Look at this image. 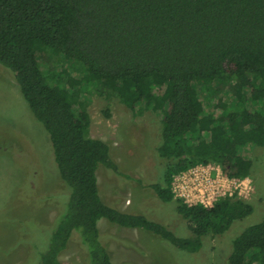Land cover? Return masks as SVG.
I'll use <instances>...</instances> for the list:
<instances>
[{
	"label": "trees",
	"instance_id": "trees-1",
	"mask_svg": "<svg viewBox=\"0 0 264 264\" xmlns=\"http://www.w3.org/2000/svg\"><path fill=\"white\" fill-rule=\"evenodd\" d=\"M38 53L73 60L86 80L100 81L132 110L145 102L163 113L158 150L166 163L162 179L148 186L162 201L178 202L191 236H178L142 212L103 199L100 165L121 178L133 177L115 161L110 143L89 135L90 115L74 109L78 90L62 86L60 77L54 83ZM0 64L12 72L49 133L60 174L47 193L21 184V207L33 201L56 206L59 213L48 225L47 247L35 244L22 264L34 254L38 264H63L59 255L74 236L86 264H115L108 242L119 238L103 232L100 219L196 252L205 236L222 235L252 214L253 205L237 194L211 205L189 204L176 197L172 183L176 174L199 164H217L230 178L249 176L253 161L239 148L249 143L264 148V0H0ZM215 81L220 87L211 92L228 87L236 104L220 99L206 114L195 83ZM68 82L80 80L69 76ZM29 187L32 192L25 191ZM228 264H264V218L234 239Z\"/></svg>",
	"mask_w": 264,
	"mask_h": 264
},
{
	"label": "rangeland",
	"instance_id": "rangeland-1",
	"mask_svg": "<svg viewBox=\"0 0 264 264\" xmlns=\"http://www.w3.org/2000/svg\"><path fill=\"white\" fill-rule=\"evenodd\" d=\"M38 56L43 70L53 77L54 83L60 77L58 83L62 86L70 91L78 90L79 102L74 109H84L90 115L89 135L110 143L115 161L133 177L121 178L120 174L100 165L97 176L103 199L123 210L142 212L178 236H191L187 220L177 210L178 202L162 201L148 186L162 179L166 163L158 150L162 143L163 113L152 110L145 102H138L137 109L132 110L117 95L103 89L100 81L86 80L84 69L71 59L52 53H38ZM69 76L80 82L70 85ZM195 86L200 90L206 114L214 111L220 99L229 106L236 104L235 95L228 87L218 94L211 92L210 87L218 91V81L208 85L207 82H196ZM204 135L209 137L208 132ZM193 141L190 139L189 143ZM239 153L253 161L249 176L232 179L217 164L203 165L205 171L201 172L211 177V187L204 194L198 192L197 185L193 184L195 179H191L189 172L186 175L190 179L186 191L189 195H182L178 188L176 196L189 203L204 200L205 204H211L227 194H237L253 205L252 214L235 221L222 235L205 236L201 249L196 252L179 249L146 230L120 227L100 219V229L119 238L108 242L113 262L228 264L234 239L246 227L264 218V148L249 143L241 146ZM58 182L60 174L50 135L31 111L12 72L0 64V264H22L26 251L31 252L35 244L46 248L50 232L48 225L59 214L56 206L45 203L46 206H39L32 201L31 206L28 203L30 207H21L19 202L25 203V199L19 196L21 184L27 183L36 190L35 193L42 194L55 189ZM31 188L25 191L32 192ZM84 251L78 236H74L59 259L63 264H86ZM35 257L36 254L31 255L29 264H34Z\"/></svg>",
	"mask_w": 264,
	"mask_h": 264
},
{
	"label": "built area",
	"instance_id": "built-area-1",
	"mask_svg": "<svg viewBox=\"0 0 264 264\" xmlns=\"http://www.w3.org/2000/svg\"><path fill=\"white\" fill-rule=\"evenodd\" d=\"M203 165H207V164H199V165L190 167V169L188 168V170H186V171L184 170V171H182L179 174H176L174 176L173 183H172V188H173V191H174L175 195H177L176 192H177V189L178 188L182 191L181 192L182 195H186V196L189 195V194L186 193L187 188L189 187V180H190L189 178L186 177V175H188L189 172L192 175V178L191 179H195L193 181V184L194 185H197V186H195V188L198 190V192H202L204 194L209 189V187H211V185L213 183V180L211 179L210 176L206 175L205 173H202L203 171H205V166L203 167ZM228 178H230V177H228ZM234 179H236V178H234ZM204 181L206 183H204ZM227 195H234V194H227ZM227 195H225V196H227ZM218 199H220V198H217L216 200H218ZM184 201H186V200H184ZM187 203H189V202H187ZM197 203L205 204L204 203V200H201V202H197ZM189 204H196V203H189ZM211 204H205V205H211Z\"/></svg>",
	"mask_w": 264,
	"mask_h": 264
}]
</instances>
